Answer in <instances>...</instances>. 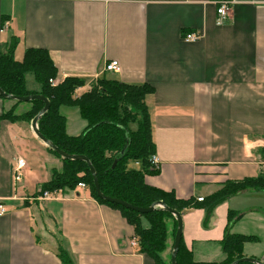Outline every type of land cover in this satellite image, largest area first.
Listing matches in <instances>:
<instances>
[{"label":"crops","instance_id":"crops-1","mask_svg":"<svg viewBox=\"0 0 264 264\" xmlns=\"http://www.w3.org/2000/svg\"><path fill=\"white\" fill-rule=\"evenodd\" d=\"M221 2L229 19L217 25ZM188 33L201 38L185 42ZM13 44L16 62L27 49L46 50L57 84L79 78L84 89L105 78L152 88L144 105L158 173L145 175L146 185L197 201L226 182L264 175V0H0V54ZM110 61L119 72L104 70ZM14 102L0 99V115L28 109ZM76 112L71 131L65 125L73 137L86 126ZM17 157L26 168L14 182ZM61 165L30 123L0 121V264H61L59 248L71 264H153L128 245L133 227L87 187L41 197ZM229 212L240 216L231 234L256 238L243 256L264 264V192L250 189L181 216L194 261L223 259ZM141 225L148 228L144 219Z\"/></svg>","mask_w":264,"mask_h":264},{"label":"trees","instance_id":"trees-1","mask_svg":"<svg viewBox=\"0 0 264 264\" xmlns=\"http://www.w3.org/2000/svg\"><path fill=\"white\" fill-rule=\"evenodd\" d=\"M13 47L14 44L0 54V89L10 96L40 95L48 100L49 109L37 121L38 131L63 153L87 158L103 195L139 208H148L155 202H162L182 216L186 211L209 207L247 189L264 192V175L238 182H226L219 191L209 198H202L201 202L193 199L178 200L173 193L146 185L144 176L158 173L150 162V158L155 154V146L144 105V97L152 92V88L146 84L125 85L101 78L91 84L90 90L76 96V90L85 84L79 78L69 77L55 86L50 84V81L56 79L57 71L46 50L27 49L22 61L16 62L13 58ZM27 75L33 77V81L38 85L37 91L27 89ZM0 99L5 100L1 97ZM19 103L21 102L15 101V105ZM23 104L28 107L24 113L15 115L14 109H10L0 115V121L30 123L44 106L43 102L38 100ZM61 107L76 108L80 118L85 121L86 126L78 136L67 135L66 120L60 113ZM48 151L58 157L62 165L59 171L52 170L51 178L41 186L40 194L74 191L78 184H84L92 199L118 210L133 227L139 253L147 255L153 264H170L176 231L174 216L159 208L148 214H138L99 199L85 162L63 160L52 150ZM130 163L139 165V169H129ZM239 218L236 212L228 213L224 236L220 242L223 255L221 261L195 262L191 251L185 247L181 238L175 258L176 264H232L245 258L242 253L243 245L255 241L256 238L229 232L231 225ZM141 219L148 223V228L142 227ZM167 250H170V253L168 258L164 259L163 254ZM57 255L61 264H71L61 248L58 249Z\"/></svg>","mask_w":264,"mask_h":264},{"label":"water","instance_id":"water-1","mask_svg":"<svg viewBox=\"0 0 264 264\" xmlns=\"http://www.w3.org/2000/svg\"><path fill=\"white\" fill-rule=\"evenodd\" d=\"M0 97L3 99H8V100L16 101V102H21V103H27V102L34 101V100H38V101L43 102V104H44L43 108L30 122L31 129H32L35 137L38 140H40L48 149H50L54 153H56L61 159L85 162L88 169H89V172L92 176L95 194L99 199H101L105 202L111 203V204L121 206L127 210L136 212L138 214H148V213L154 211L155 209L159 208V209L164 210L165 212L170 213L172 216H174L175 220H176V231H175V235H174L172 250L170 253V264H176V262H175L176 253L178 251V247H179V243H180V239H181V234H182V219H181L180 214H178L177 212L167 208L162 202H155L148 208H139V207L129 205V204H127L121 200L113 199V198H110V197L103 195L99 190V186H98V182L96 179L94 169L91 166V164L89 163L87 158H85L83 156H70V155L63 153L62 151L57 149L53 144H51L49 141H47L38 131L37 121L49 109V102L46 98H44L40 95H29L26 97H15V96H10V95L5 94L1 89H0ZM242 262H249L252 264H263L260 261L252 259V258H242L240 260L234 261L232 264H239Z\"/></svg>","mask_w":264,"mask_h":264},{"label":"built area","instance_id":"built-area-1","mask_svg":"<svg viewBox=\"0 0 264 264\" xmlns=\"http://www.w3.org/2000/svg\"><path fill=\"white\" fill-rule=\"evenodd\" d=\"M216 14H217V19H216V24L217 25H222L224 24L228 19H229V4L227 2H221L220 6L217 8L216 10ZM201 38L200 34H196V33H188L185 34V36L183 37V40L185 42H196ZM119 64L116 61H110L105 65L104 70L106 72H119ZM50 84L52 86H55L57 84V82L55 81H50ZM150 162L154 167L158 166V159L156 158V156H152L150 158ZM26 168V164L25 161L22 158L17 157L14 160V168H13V181L14 182H19L21 180V172ZM77 188H85L84 184H78ZM57 191L54 192H43L41 194V197L44 199H48L51 197V195H56ZM198 202L202 201V198H198L197 199ZM6 213V209L2 203V201H0V217L4 216ZM128 245L130 247H137L138 243H137V239L135 237L131 238L128 241Z\"/></svg>","mask_w":264,"mask_h":264},{"label":"rangeland","instance_id":"rangeland-1","mask_svg":"<svg viewBox=\"0 0 264 264\" xmlns=\"http://www.w3.org/2000/svg\"><path fill=\"white\" fill-rule=\"evenodd\" d=\"M53 81L56 82V79H54ZM25 82H26V86H27V88H29L30 90H31V89H37V87H38V86L36 85V83L33 81L31 75H27V76H26V80H25ZM94 82H96V81H94ZM86 88H87V87H86ZM86 88H84V89H81V88L77 89L76 92H75V95H76V96H80V95L82 94V92H84V91L86 90ZM87 89L90 90V87L87 88ZM76 96H75L74 98H76ZM19 104H21V103H19ZM22 104H23V103H22ZM14 106H17V105H15V102H14ZM61 113H62L63 115H65V117H66V121H67V124H68L69 130H70L71 127H74V126H75V123L78 122V120H80V119H78L79 117H78V115H77L76 109H69V108L66 109V107H65V108H61ZM131 128H133V125H131ZM70 131H71V130H70ZM128 168H129V169L138 170V169H139V166H138V165H135L134 163H130V164L128 165ZM20 176H21V178H22V176H23V171L21 172ZM22 179H23V178H22ZM33 180H34V178H32L30 181H33ZM33 183H34V182H33ZM29 186L34 187V185H32V182L29 184ZM169 244H171V240H170Z\"/></svg>","mask_w":264,"mask_h":264}]
</instances>
